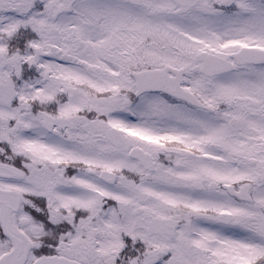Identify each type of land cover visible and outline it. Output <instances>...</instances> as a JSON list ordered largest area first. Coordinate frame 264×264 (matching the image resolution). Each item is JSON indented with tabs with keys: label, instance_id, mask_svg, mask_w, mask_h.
Returning <instances> with one entry per match:
<instances>
[{
	"label": "snow or ice",
	"instance_id": "obj_1",
	"mask_svg": "<svg viewBox=\"0 0 264 264\" xmlns=\"http://www.w3.org/2000/svg\"><path fill=\"white\" fill-rule=\"evenodd\" d=\"M0 264H264V0H0Z\"/></svg>",
	"mask_w": 264,
	"mask_h": 264
}]
</instances>
